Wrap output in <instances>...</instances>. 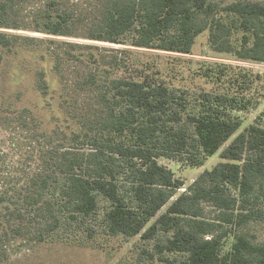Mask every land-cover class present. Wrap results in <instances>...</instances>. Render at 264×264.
Instances as JSON below:
<instances>
[{"label": "trees", "instance_id": "16d2710c", "mask_svg": "<svg viewBox=\"0 0 264 264\" xmlns=\"http://www.w3.org/2000/svg\"><path fill=\"white\" fill-rule=\"evenodd\" d=\"M21 1L0 0V63L10 62L12 83L24 76L25 63L33 66L41 106L66 112L70 138L90 147L76 153L66 145L53 173L28 181L33 191L14 199L0 197V204L12 207L10 214L19 220L11 230L23 234L28 227L21 220L29 218L30 223L35 214L40 217L32 237L37 242L94 249L104 238L139 235L135 247L149 248L141 247L145 256L136 264H264V243L239 229L264 213L250 200L257 198L255 180L264 176V109L220 152L224 161L203 170L151 221L184 184L157 158L202 166L240 129L238 112L252 104L244 95L251 73L241 68L240 74L223 80L227 66L215 65L205 74L227 83L226 89L192 95L171 87L156 72L117 76L98 70L90 76L100 89L103 112L84 125L60 101L54 41L19 33L29 27L26 19L15 16ZM32 23L46 35L69 34L67 16L54 11L50 2ZM206 30L214 50L241 61L264 62L261 1L106 0L96 33L88 38L186 54ZM204 204L215 208L213 217L205 216Z\"/></svg>", "mask_w": 264, "mask_h": 264}, {"label": "rangeland", "instance_id": "374dc122", "mask_svg": "<svg viewBox=\"0 0 264 264\" xmlns=\"http://www.w3.org/2000/svg\"><path fill=\"white\" fill-rule=\"evenodd\" d=\"M105 1L22 0L15 14L16 17L26 19L29 26L19 33L54 41L50 44L59 57L56 78L62 82L58 84L63 88L60 101L68 109L70 117L84 125H91L103 112L100 89L90 76L98 70L108 69L110 74L112 72V75L117 76H129L135 71L156 72L171 87L187 89L192 95L200 90L226 89L227 83H216L214 78L205 74L207 70L216 69L215 65L227 66L223 80L240 74L241 68L251 73L248 82L250 84H247L244 95L252 104L247 110L238 112L242 117L240 129L217 152L209 156L202 166H190L163 156L157 158L159 164L171 169L174 177L184 184L151 219L153 221L203 170H210L220 161H224L220 158V152L264 109V62L241 61L229 53L214 50L209 43L207 30L196 37L191 52L186 54L89 39V34L96 33ZM215 1L230 3L237 0ZM251 1L264 3V0ZM49 2L54 11L67 16L68 35L51 36L33 29L32 19ZM32 65L37 66L36 63ZM12 69L8 60L0 63V197L14 199L19 193L33 191L28 183L32 176L55 171V163L63 147L69 145L73 151L81 153L89 151L90 146H82L70 138V118L66 112L61 110L54 113L41 106V98L34 89L33 66L25 63L24 76L14 83L11 81ZM47 72L49 78L55 82L53 75L50 77L52 72ZM254 194L257 198L250 200L256 202L257 209H264V176L255 180ZM12 209L11 207L7 210L5 204H0L2 264H136L139 256H145L140 254L141 247L149 248L145 244L135 247L134 243L139 235L132 238H104L94 249L37 242L32 237L40 225V217L35 218V214H32L30 223L29 218L21 220L28 228L18 235L11 230L15 224H19L18 218L10 214ZM204 209L208 218L216 213L215 208L209 204H204ZM239 229L247 233L254 242L264 243V213ZM159 263L154 261V264Z\"/></svg>", "mask_w": 264, "mask_h": 264}]
</instances>
